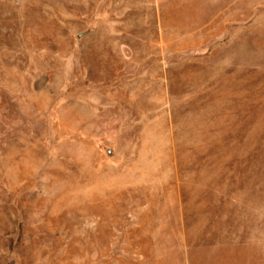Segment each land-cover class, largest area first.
<instances>
[{
    "label": "rangeland",
    "instance_id": "rangeland-1",
    "mask_svg": "<svg viewBox=\"0 0 264 264\" xmlns=\"http://www.w3.org/2000/svg\"><path fill=\"white\" fill-rule=\"evenodd\" d=\"M242 263L264 0H0V264Z\"/></svg>",
    "mask_w": 264,
    "mask_h": 264
},
{
    "label": "crops",
    "instance_id": "crops-1",
    "mask_svg": "<svg viewBox=\"0 0 264 264\" xmlns=\"http://www.w3.org/2000/svg\"><path fill=\"white\" fill-rule=\"evenodd\" d=\"M221 261H223V262H224V261H225V259H223V258H222V259L220 260V262H221ZM242 264H244V263H242Z\"/></svg>",
    "mask_w": 264,
    "mask_h": 264
}]
</instances>
